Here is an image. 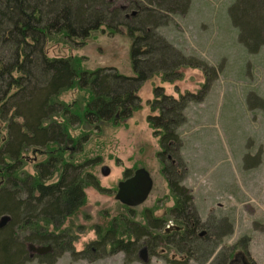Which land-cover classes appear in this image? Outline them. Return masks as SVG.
Segmentation results:
<instances>
[{
    "label": "trees",
    "instance_id": "16d2710c",
    "mask_svg": "<svg viewBox=\"0 0 264 264\" xmlns=\"http://www.w3.org/2000/svg\"><path fill=\"white\" fill-rule=\"evenodd\" d=\"M113 1L0 0V220L4 215L11 217L0 226V264H32L34 258L53 264L65 252L89 261L117 252L136 257L141 244H149L152 237L185 254L183 264L191 260L231 264L236 248L246 238L220 248L221 234L232 232V223L204 222L191 190L183 184L188 165L181 154L179 129L187 121L189 104L202 100L208 80L202 91L179 92L178 97L168 94L164 86H156L149 101L147 119L159 138L161 171L175 199L171 209L175 230L154 236L164 228L165 220L144 214L147 222L142 224L131 215H120L107 227H97L98 239L80 251L68 230H62L86 204L87 186L107 190L87 171L93 161L73 160L84 151L92 133L74 135L73 130L89 125L99 131L101 123L117 126L131 118L142 108L141 87L154 76L173 83L183 78L181 68L194 67L203 69L210 78L205 64L183 56L158 32L162 24L158 16L165 10L183 12V3H133L130 6L139 10L128 16V7ZM229 14L248 53L264 50V0L232 1ZM101 29L110 34L125 32L130 38L132 75L114 66L81 68L76 58L50 56L46 50L51 38L61 36L83 43ZM74 89L86 95L81 108L60 99ZM31 149L49 153L30 174L24 172V156ZM64 151H70L69 158ZM132 175L130 168L124 172L126 178ZM127 208L131 214L133 208ZM31 244L51 245L53 252L34 254Z\"/></svg>",
    "mask_w": 264,
    "mask_h": 264
},
{
    "label": "rangeland",
    "instance_id": "374dc122",
    "mask_svg": "<svg viewBox=\"0 0 264 264\" xmlns=\"http://www.w3.org/2000/svg\"><path fill=\"white\" fill-rule=\"evenodd\" d=\"M154 1L157 0H114L113 4L128 7L130 16L139 10L131 7L133 3L151 6ZM170 1L183 3V12H162L158 16L162 17L158 32L183 56L205 64L210 70V78L203 69L194 67L181 68L183 78L173 83L154 76L141 87L142 108L131 118L117 126L101 123L99 131L89 125L73 130L74 135L92 133L84 151L75 154L73 160L93 161L87 171L94 174L107 190L100 192L87 186L86 204L62 230H68L77 251L98 239L97 227H107L120 215H131L142 224L147 222L144 214L165 220L164 228L155 231L154 236L175 230L171 215L175 199L161 171L157 155L161 150L159 138L147 119L151 113L149 101L154 98L156 86H164L168 94L178 97L179 92L202 91L208 80L210 85L203 90L202 100L189 104L187 121L179 129L183 139L181 154L188 165L183 184L191 190L195 207L204 222L227 220L232 223V232L221 234L220 248L246 238L236 248V255L244 253L254 264H264V50L249 54L240 42L238 29L229 14V6L235 0ZM46 50L50 56L76 58L81 68L114 66L123 74L134 73L131 40L125 32L110 34L101 29L83 43L54 37L48 40ZM85 96L74 89L64 92L60 99L81 108ZM0 127H3L2 123ZM48 153L42 149L27 152L24 172L34 173V165ZM64 154L69 158L71 153L64 151ZM104 167H109L108 175L103 174ZM128 168L133 174L137 169L146 168L154 180L148 199L132 207L131 214L127 206L116 199L119 183L126 179L124 172ZM144 248L149 253L147 263L141 259ZM30 250L39 254L31 247ZM51 252L53 246L40 255ZM185 259V254L152 237L149 244H141L136 257L117 252L89 261L75 259L71 252H65L53 264H175V261L183 264ZM32 264L50 263L34 258ZM189 264L199 263L191 260Z\"/></svg>",
    "mask_w": 264,
    "mask_h": 264
},
{
    "label": "water",
    "instance_id": "95a60500",
    "mask_svg": "<svg viewBox=\"0 0 264 264\" xmlns=\"http://www.w3.org/2000/svg\"><path fill=\"white\" fill-rule=\"evenodd\" d=\"M110 173L109 167L103 168V174ZM154 187V180L150 172L146 168H140L134 171V174L119 183V190L116 199L129 207H136L143 204L151 194ZM9 215H4L0 220V226L3 227L10 221ZM32 251L39 254L50 251L52 246H37L31 244ZM141 259L147 263L149 261V253L147 248L141 250Z\"/></svg>",
    "mask_w": 264,
    "mask_h": 264
},
{
    "label": "flooded vegetation",
    "instance_id": "af4514ba",
    "mask_svg": "<svg viewBox=\"0 0 264 264\" xmlns=\"http://www.w3.org/2000/svg\"><path fill=\"white\" fill-rule=\"evenodd\" d=\"M232 262H235V264H254V262L244 253H240L239 255H236Z\"/></svg>",
    "mask_w": 264,
    "mask_h": 264
}]
</instances>
